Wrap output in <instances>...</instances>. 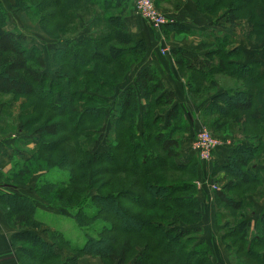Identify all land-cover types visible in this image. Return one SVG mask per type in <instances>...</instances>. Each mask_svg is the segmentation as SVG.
I'll return each instance as SVG.
<instances>
[{
    "label": "trees",
    "instance_id": "1",
    "mask_svg": "<svg viewBox=\"0 0 264 264\" xmlns=\"http://www.w3.org/2000/svg\"><path fill=\"white\" fill-rule=\"evenodd\" d=\"M13 1L12 8L35 14L44 34L56 39L49 52L53 79L43 48L26 46L21 33L6 28L0 1V99L8 100L2 113L21 98L11 119L23 131L19 145L27 146L31 134L38 136L27 155L12 142L11 157L23 159L11 174L0 173V186L7 188L0 192V210L10 227L43 226L49 235L45 239L28 229L14 233L11 243L20 263L78 264L90 255L102 264H214L199 238L198 158L177 161L189 125L173 92L150 66L117 92L146 49L128 32L131 0ZM193 2L219 29L203 33L201 56L187 58L181 49L174 55L187 94L204 103L202 122L230 136L222 138L230 143L219 147H229L230 153L221 163L213 161L211 171L215 216L223 226L219 241L233 264H264V206L259 205L252 228L248 217L264 199V58L243 62L234 34L221 29L225 22L232 31L245 22L247 38L261 39L264 0ZM224 78L230 83L223 84ZM103 141L106 147L97 152ZM51 166L66 168L67 178L38 182L37 196L54 208L77 205L73 216L79 225L104 222L97 235L84 232L81 246L35 218L33 197L2 183L26 185L36 171ZM91 189L96 194L86 206L80 204ZM63 250L70 254L62 258Z\"/></svg>",
    "mask_w": 264,
    "mask_h": 264
},
{
    "label": "crops",
    "instance_id": "2",
    "mask_svg": "<svg viewBox=\"0 0 264 264\" xmlns=\"http://www.w3.org/2000/svg\"><path fill=\"white\" fill-rule=\"evenodd\" d=\"M157 1L159 8L163 11L165 17L168 20V22L163 27L153 28L134 10H132V12L125 18L130 36L136 40L143 41L146 49L142 59L131 68L129 73L125 76L123 82L118 86L117 92L119 93L120 90L125 86L133 84L136 74L141 69L147 66L155 68L160 76V80L164 86V89L166 91L173 92L174 102L178 104L183 111L188 125L190 126V130L188 132L189 134L185 137L190 138L189 136L193 132L192 127L202 124L199 113L201 112L204 103H194L187 94L186 81L180 74L174 52L181 49L183 56L187 58L201 56L206 51L203 46V33L208 30H215L219 28L212 25L211 20L206 15L200 13L191 0H181L179 2H176L175 0L168 2H165L164 0ZM249 46L243 41H240L238 44V47L241 48L243 62L247 63L249 61H262L264 58L263 46L256 49L255 53ZM187 140H182L181 147L182 143H184V141L187 142ZM11 144V140L2 141L0 139L1 173L10 170L8 161L12 155ZM190 144L191 142L189 143V146H191ZM229 153V147L217 149L214 152L212 158L206 162V168H201L198 173L196 197L199 201L201 210L204 205L207 207H211L212 205L210 177H205V172L211 169V164L213 161L221 163ZM184 154L185 156L182 155L179 157L180 159L178 158V161L180 162L181 160V163L188 160L187 157L190 153L186 152ZM6 190V187L0 186V192H5ZM26 191V187H20L17 189L18 193L33 197L32 194H30V191ZM35 201L36 207L42 208V210L55 211L50 208H45L41 201H37L36 199ZM255 204V212L248 215L252 222L255 221L259 212L260 203L256 202ZM209 215L212 217V219H214L215 211L212 210L211 212H208V216ZM208 216L205 218L206 220L202 216L201 221L199 222V225L202 227V234L199 236V238L210 246V251H212L213 254H216L215 252H220V250H217L216 245H213L209 242L211 236L209 233H206L210 231L211 224L213 223L212 219H208ZM207 223L209 226L205 227V224ZM217 225L218 228H220V224ZM217 225L215 224L214 227L217 228ZM27 229L33 233L39 234L44 238L45 233H38L36 232V229L30 227H10L5 221L2 211L0 210V264H21L16 254L15 248L12 246L11 237L14 233ZM41 230L42 229H38L37 231ZM83 262H87V258H80L79 264H82Z\"/></svg>",
    "mask_w": 264,
    "mask_h": 264
},
{
    "label": "rangeland",
    "instance_id": "3",
    "mask_svg": "<svg viewBox=\"0 0 264 264\" xmlns=\"http://www.w3.org/2000/svg\"><path fill=\"white\" fill-rule=\"evenodd\" d=\"M4 10L6 11L7 15H6V28L9 30H13L14 32H19L24 36V44L28 47L31 46H35L38 45L41 48H43L44 54H45V61H46V72H48L49 76L51 78H56L54 77V66H52L51 63V56L49 54V52L52 50V48L54 47L53 45V41L56 39L50 38L48 36H46L44 34V32L41 29V26L38 24V20L36 19V15L32 14V12H24L21 10H16L14 8H12V5L14 4L13 0H0ZM155 3V0H153ZM165 1V0H164ZM193 2V0H191ZM194 3V2H193ZM131 6L133 7V0H131ZM154 6L156 7V9H158V11H160L163 15H165L163 13V11L159 8L158 6V2L154 4ZM97 13L100 14V11L97 10ZM78 15V14H77ZM93 16V14H92ZM211 21L212 18L209 17L208 15H206ZM78 18H81L79 15L77 16ZM83 19V18H82ZM85 21L82 20V24L81 27L82 29H84V23ZM222 30L228 32V33H232L235 36V39H237V43L239 44L240 41L245 42L250 48H252L253 52H256V49L260 48L261 46H263L264 49V35L262 36L261 39H259L258 41H254V37H249L247 38L246 33L247 32V27L245 22L241 23L239 27H236L233 31L230 28V25L225 22L223 24V26H221ZM80 30V27H79ZM78 30V33H80V31ZM50 31H51V26H50ZM71 37V35L65 34L64 37ZM63 37V38H64ZM62 40V39H59ZM51 41V42H50ZM52 52V51H51ZM223 84H229L230 81L227 80L226 78H224ZM120 89V88H119ZM118 91V90H117ZM21 98H19L18 100H14L13 102H9L8 107L6 108V110H4V114L2 113L3 110V105L5 102H7V97H1L0 99V128L4 127L5 130L3 132H0V139L3 140H11L13 142V145L15 147H17L19 150H22L24 152V155H27V153H30L31 150L33 149V145L36 143V140L38 138L37 135H30V142L27 144V146L24 145H19V137L22 136L23 131H21L22 129L19 128L20 124L18 123V121L16 120H11L12 117L14 118L15 115L17 114L18 108L17 105L20 102ZM11 111L12 114H10L9 116L6 114V112ZM45 111L48 113L49 111L45 109ZM3 114V115H2ZM200 116V120H203V117L201 116V112L199 113ZM10 119V125H6V120ZM9 121V120H8ZM201 125L199 126H193V132L192 134L189 136L190 138L185 137L186 135L188 136V132L190 130V126L188 129V132L184 135V137L182 138V140H187V142L184 141V143H182V147L180 148V156H185L184 153L189 152L190 154H188V159L191 156H196L198 158V165H197V179H198V173L200 171V169H204L206 168V162H208L209 160H203L201 159L197 154L192 153L189 143L191 142L192 138L195 137V134L197 133V131L201 128L206 129L211 135L216 136L218 138H229V135H222V134H218V133H214L213 131H211L210 129H208L206 127V125L201 121ZM21 129V130H20ZM187 143V145H186ZM106 147V142H102L101 145L98 147V151L100 152L101 150H103V148ZM91 148V145L89 146V149ZM12 151V150H11ZM13 153V152H12ZM179 156V157H180ZM24 157V156H23ZM23 159L21 158V156H17L15 157H11L10 160L8 161L9 165H10V170L4 173H1V176H7L9 174H11L12 170L16 168V164L20 162V160ZM180 159V158H179ZM178 161V160H177ZM179 162V161H178ZM181 162V160H180ZM186 162V161H185ZM213 165V164H211ZM102 166L101 164L96 165V167H100ZM13 167V169H11ZM211 171H212V166L211 169L209 171L205 172V177H210V189H211V196H212V191L213 189H216V185L215 182H213L212 179V175H211ZM67 174L68 171L66 168H59L57 166L54 167H50V168H46V169H40L38 171H36L32 176L29 177L28 182L26 183V185H19L18 181H4L2 182L3 184H5L6 186L8 185V187L10 189H13V191H17L18 188L20 187H26V192L30 191V194H32L34 200L36 199L37 201H41V203L44 205L45 208H50L53 209L54 207L48 205L46 202H44L40 197L37 196V194L35 193V187L38 184V182L41 181H45V180H64L67 178ZM117 176V175H116ZM197 179L195 181L196 183V187H197ZM13 183H17V184H13ZM218 185H220L218 183ZM221 186V185H220ZM92 194H96V190L95 189H91L88 190L86 192V196L84 197L85 201L81 202L80 204L86 206V202H88L89 197ZM264 199L262 200V202H260V206H262ZM36 202V201H35ZM92 208H94L96 206V203H91ZM212 208V209H211ZM78 209L77 205H66L63 204L61 207L59 208H54L53 210L55 211H47V210H42V208H38L36 207L34 215L35 218L39 221H42L43 223H45V226L47 228L50 229H57L60 230L61 232H63L65 234V236L70 239L71 244H75L77 246H81L84 242V232L91 234L92 236L97 235V230L100 229L103 225L104 222L102 220H95L93 222H91V224L89 225H79L78 222L74 219V212ZM215 209V206L213 204V200H212V205L211 207H207L206 205H204L202 207L201 210V218L203 216V218L205 219L208 216V212H211L212 210ZM59 210V211H58ZM254 213V212H253ZM208 219H212V217H210V215L208 216ZM207 219V220H208ZM206 220V219H205ZM257 220V218L255 219V221ZM201 221V219H200ZM213 223L211 224L210 227V231L206 232L209 233L210 237V243L213 245H216L217 250H220V252H215L216 254H213L212 251H210V256L212 257L211 260L214 262V264H233L230 260L229 254L226 251V249L224 248V246L221 245L220 241H219V236L220 233L222 232V228L223 226L220 225V228H218V219L216 216H214V219H212ZM254 222H251V228L253 227V225L255 224ZM199 224V223H198ZM217 225V228L214 227V225ZM200 229V235L202 234V227L201 225ZM209 224H205V227H208ZM222 227V228H221ZM39 229H42L41 231H37L38 229H36V232H42L44 234V238L48 239V232L45 230V228L43 226H41ZM209 243V244H210ZM208 245V244H207ZM209 246V245H208ZM210 248V246H209ZM211 250V249H210ZM68 254H70L69 252L63 250L62 251V255L61 257L63 258L64 256H68ZM82 257L87 258V262H83L82 264H102V261L100 260L99 257H94V256H90V255H84ZM80 257V258H82ZM78 259V264H79V260ZM220 262V263H218ZM127 264H131V263H127Z\"/></svg>",
    "mask_w": 264,
    "mask_h": 264
},
{
    "label": "built area",
    "instance_id": "4",
    "mask_svg": "<svg viewBox=\"0 0 264 264\" xmlns=\"http://www.w3.org/2000/svg\"><path fill=\"white\" fill-rule=\"evenodd\" d=\"M133 7L134 11L153 28H161L168 22L165 15L156 9L153 0H133ZM229 143V139L218 138L211 135L206 129L201 128L191 141L190 149L201 159L210 160L217 148ZM262 206H264V201Z\"/></svg>",
    "mask_w": 264,
    "mask_h": 264
}]
</instances>
